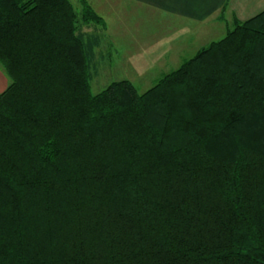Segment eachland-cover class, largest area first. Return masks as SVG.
Masks as SVG:
<instances>
[{"label": "trees", "instance_id": "obj_1", "mask_svg": "<svg viewBox=\"0 0 264 264\" xmlns=\"http://www.w3.org/2000/svg\"><path fill=\"white\" fill-rule=\"evenodd\" d=\"M79 1L0 0V264H264V10L93 94Z\"/></svg>", "mask_w": 264, "mask_h": 264}, {"label": "rangeland", "instance_id": "obj_2", "mask_svg": "<svg viewBox=\"0 0 264 264\" xmlns=\"http://www.w3.org/2000/svg\"><path fill=\"white\" fill-rule=\"evenodd\" d=\"M71 1L78 10L81 8L79 0ZM87 1L89 2L90 0ZM242 2L244 4L242 8L243 13L241 12V8L239 9L241 16L246 15L245 13L249 10L248 5L253 0H242ZM227 5V15L225 18L231 20V10L228 2ZM122 11L123 13L120 18L107 19L106 21L109 37H106L102 48L97 50L96 67L98 70L97 73L94 72L91 82L93 94L101 92L110 83L120 80L131 81L140 93H144L153 87L164 74L177 69L185 60L193 57L200 47L210 42L218 41L226 34L225 23L216 21L220 13L218 11L215 13L212 21H208L206 26H202L206 32L204 35H199L200 37L192 42V48L183 51L179 57L167 56L165 55L166 49L169 48L175 34L170 37L172 34L170 32L172 31L149 33L148 30L153 26L141 24L140 20L135 22L137 15L133 14L129 16L127 14V16L126 10ZM247 15L243 16V20L250 18ZM114 21L118 22L114 24ZM135 23L138 25L134 26ZM105 27L106 24L104 30ZM134 28H138L140 31H135ZM115 29L118 30L116 35L113 33L110 36ZM99 53L101 54L99 55ZM10 82V78L0 64V94L7 89Z\"/></svg>", "mask_w": 264, "mask_h": 264}, {"label": "crops", "instance_id": "obj_3", "mask_svg": "<svg viewBox=\"0 0 264 264\" xmlns=\"http://www.w3.org/2000/svg\"><path fill=\"white\" fill-rule=\"evenodd\" d=\"M89 2L105 21L106 37H109L107 19H118L122 16V10H126V15H137V17L134 16L136 17L135 22L140 20L141 24L153 26L148 30L149 33L172 31L170 37L175 34L174 39L170 42L169 48L166 49L165 55L178 57L181 56L183 51L192 48V42L200 37L199 35H204L206 30L202 26H206L208 21H212L215 13L218 11L221 13L225 3H229L231 20L220 19L219 13L216 21L225 23L226 32L228 24H231L235 18L243 20V16H246L248 12H253L247 15L251 17L264 10V0H253L248 5L249 10L245 13L246 15L242 16L239 11L241 8L243 13L244 4L242 0H90ZM117 22L114 21V24ZM137 25V23L134 24V26ZM134 30L140 31L138 28H134ZM116 32L118 30L115 29L110 36L113 33L116 35Z\"/></svg>", "mask_w": 264, "mask_h": 264}]
</instances>
